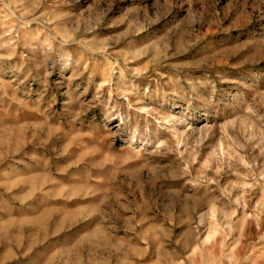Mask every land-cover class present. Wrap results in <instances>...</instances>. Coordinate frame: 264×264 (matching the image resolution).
<instances>
[{
  "label": "rangeland",
  "instance_id": "374dc122",
  "mask_svg": "<svg viewBox=\"0 0 264 264\" xmlns=\"http://www.w3.org/2000/svg\"><path fill=\"white\" fill-rule=\"evenodd\" d=\"M0 264H264V0H0Z\"/></svg>",
  "mask_w": 264,
  "mask_h": 264
}]
</instances>
